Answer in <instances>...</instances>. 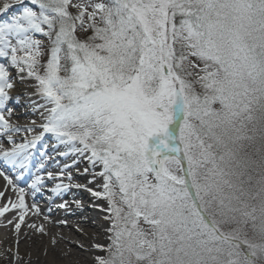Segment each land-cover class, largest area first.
<instances>
[{
	"label": "snow or ice",
	"instance_id": "6c2138e0",
	"mask_svg": "<svg viewBox=\"0 0 264 264\" xmlns=\"http://www.w3.org/2000/svg\"><path fill=\"white\" fill-rule=\"evenodd\" d=\"M81 159L106 202L107 243L77 245L92 264H264V0H0V176L15 193L0 191V217L14 212L17 242L29 214L52 223L45 177L63 200ZM26 175L31 204L13 183Z\"/></svg>",
	"mask_w": 264,
	"mask_h": 264
},
{
	"label": "bare ground",
	"instance_id": "6f19581e",
	"mask_svg": "<svg viewBox=\"0 0 264 264\" xmlns=\"http://www.w3.org/2000/svg\"><path fill=\"white\" fill-rule=\"evenodd\" d=\"M15 95L16 93H11ZM16 112L19 116L18 120H14V123H18L23 126L26 125L31 119L35 118L31 113H26L23 106H17ZM25 133H21L16 139H22ZM51 142L49 144V151H51V145L54 143V139L51 136H46L45 141L42 143ZM35 151V150H34ZM55 159L62 167L64 164H72V157H60L56 156ZM36 160H39V155H36ZM51 164V161H49ZM89 168V173L85 174L84 169ZM57 173L59 168L56 164L48 169ZM99 169H97L98 171ZM35 171V170H34ZM68 171L71 172L73 177V184L82 183L88 188L99 191L97 187L101 181L97 180L96 183L89 184L91 176V166L87 160L81 159L78 164H75ZM10 171L6 174L9 175ZM13 178L15 175H9ZM33 177L26 175L23 180L16 181L13 179L14 184H18L25 188L27 193L25 199L31 204L32 196L31 189L28 185L31 183ZM47 188L45 189L44 197L37 194V202L45 214L51 216L52 223H48L43 219V216L35 217L29 214V217L25 218V224L21 226V232L19 234V242H17V233L14 230V223L9 224L8 221L13 219L14 212H8L4 217H0V256H2L7 264H92L93 253H85L77 247L78 244H84L86 247H91V242L94 241L99 244H106L105 233L103 227L106 226L102 220L103 213H101L97 205L106 207V202L97 200L92 197L89 192L84 193L74 187L64 195L63 200L82 198L81 202L83 207L77 208L75 203L71 204V209L66 211L65 209H59L55 205L63 202V200L57 198L51 193V188L54 187L52 181H48L45 177ZM68 183L67 179L63 181ZM8 191H5V189ZM11 186L7 185V182L2 176H0V191H5V198L11 197L15 199V193L11 192ZM52 195V201L49 200V196ZM48 198V200H43ZM80 201V200H79ZM5 199H0V207H3ZM49 205L52 206L53 212L49 214L47 209ZM66 219L68 221L67 226L57 223L60 220ZM43 224L47 230V235H41L38 232L33 231L26 225L28 223ZM81 228L83 231H77V228ZM53 239L56 243L53 244ZM22 257V260H17L16 254ZM95 255H104L102 252H96ZM12 256V257H11ZM12 258V259H11Z\"/></svg>",
	"mask_w": 264,
	"mask_h": 264
},
{
	"label": "rangeland",
	"instance_id": "374dc122",
	"mask_svg": "<svg viewBox=\"0 0 264 264\" xmlns=\"http://www.w3.org/2000/svg\"><path fill=\"white\" fill-rule=\"evenodd\" d=\"M20 7H21V5H16V6H14V10L18 11ZM47 144L49 145V144H51V142H47ZM0 264H7V261L2 256H0Z\"/></svg>",
	"mask_w": 264,
	"mask_h": 264
}]
</instances>
